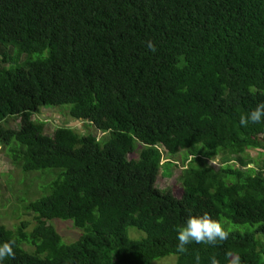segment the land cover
Listing matches in <instances>:
<instances>
[{
  "label": "trees",
  "instance_id": "1",
  "mask_svg": "<svg viewBox=\"0 0 264 264\" xmlns=\"http://www.w3.org/2000/svg\"><path fill=\"white\" fill-rule=\"evenodd\" d=\"M261 102L264 0H0V145L55 179L25 204L33 229L0 222L15 241L0 264H264V121L240 124ZM52 109L85 131L48 136L36 116ZM162 150L184 154L181 197L157 187L176 167ZM205 213L227 239L177 254L176 229Z\"/></svg>",
  "mask_w": 264,
  "mask_h": 264
},
{
  "label": "rangeland",
  "instance_id": "2",
  "mask_svg": "<svg viewBox=\"0 0 264 264\" xmlns=\"http://www.w3.org/2000/svg\"><path fill=\"white\" fill-rule=\"evenodd\" d=\"M36 118L46 121V134L48 136H53L56 128L61 126H69L76 128L78 131H85V124L82 121L78 122L70 119L65 109L42 110ZM98 137L102 139L104 135L100 133ZM162 153L164 158L163 163L170 161L173 162L176 167L171 169V177H166L162 174L159 175L157 187L161 189H170L174 196L181 197L183 189L180 186L178 178L184 169V154L171 158L165 151L162 150ZM250 154L257 163L264 161V156L258 157L257 154L252 152ZM137 156L138 154L135 153L133 155L131 154L129 158L136 159ZM214 159L208 160V165L218 170L222 162L220 158ZM251 168L253 167L251 166ZM47 173H53V171ZM52 179L53 177L51 174L35 173L26 175L22 170L10 165L0 145V222H3L5 226L9 228H15L22 222H27L30 227L29 229H33L37 220L34 214L27 209L25 204L27 201L36 200L41 195H45L47 193L45 192L46 189H49L50 185L55 180ZM35 192L38 194L35 195ZM52 223L66 243H72L82 235V231L76 229L73 222L70 220L53 219ZM237 228H239V226L235 224L232 230ZM247 229H249V227L245 226L244 231ZM139 234L144 235L143 233ZM139 234L134 228L129 230V235L132 238H134V236H139ZM176 260V256L169 255L155 262L164 264L176 262Z\"/></svg>",
  "mask_w": 264,
  "mask_h": 264
},
{
  "label": "clouds",
  "instance_id": "3",
  "mask_svg": "<svg viewBox=\"0 0 264 264\" xmlns=\"http://www.w3.org/2000/svg\"><path fill=\"white\" fill-rule=\"evenodd\" d=\"M146 47L153 53L157 50L152 41H147ZM262 121H264V102H261L250 113L240 118L242 126H247L250 122L256 124ZM176 230L178 233L177 254H186L188 246L193 242L216 246L218 242L226 240L229 234L220 221L212 219L207 213L200 216H189L186 223L179 226ZM14 243L15 241H7L0 245V262L9 257H15ZM200 260V256L197 255L195 257V264H200ZM211 264H218L215 257L211 258Z\"/></svg>",
  "mask_w": 264,
  "mask_h": 264
},
{
  "label": "water",
  "instance_id": "4",
  "mask_svg": "<svg viewBox=\"0 0 264 264\" xmlns=\"http://www.w3.org/2000/svg\"><path fill=\"white\" fill-rule=\"evenodd\" d=\"M215 160V159H214Z\"/></svg>",
  "mask_w": 264,
  "mask_h": 264
}]
</instances>
